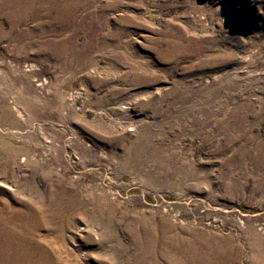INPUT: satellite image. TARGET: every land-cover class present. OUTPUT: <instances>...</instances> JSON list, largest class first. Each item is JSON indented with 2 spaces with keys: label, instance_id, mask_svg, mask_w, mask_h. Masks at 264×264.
<instances>
[{
  "label": "rangeland",
  "instance_id": "rangeland-1",
  "mask_svg": "<svg viewBox=\"0 0 264 264\" xmlns=\"http://www.w3.org/2000/svg\"><path fill=\"white\" fill-rule=\"evenodd\" d=\"M0 102V208L84 207L7 239L49 264H264V0H0ZM162 223L175 259L137 240Z\"/></svg>",
  "mask_w": 264,
  "mask_h": 264
},
{
  "label": "bare ground",
  "instance_id": "bare-ground-1",
  "mask_svg": "<svg viewBox=\"0 0 264 264\" xmlns=\"http://www.w3.org/2000/svg\"><path fill=\"white\" fill-rule=\"evenodd\" d=\"M6 114L7 110L5 106H1L0 102V116H2L3 118L6 116ZM12 155L13 150L6 147L5 143L0 141V157H4V159H9ZM50 203L51 204H49L48 206L43 207V209H40V212L43 215L42 222L36 219V211H34V209H32L30 206H27L22 209L20 208L21 210H13L11 214H8L4 210V208H0V264H29V259H33L36 256L38 250L42 251L41 255L44 259H46L45 264L50 263L49 258L45 257V252L42 248L40 249L34 245H29L32 244V239L31 236H29L28 234H22L18 239H7L11 238L10 234H13L14 232L16 233L17 230L19 231L23 227H28L32 231H35L37 228L41 227L42 224V226L46 227L51 225L53 226L51 229H54V223L58 217H67L68 214H71V210H82L84 208L83 204L77 203L75 201H68L65 203ZM100 229H103L102 232L99 229L95 230V232L103 235L106 230L104 228ZM156 235L157 236H155V233L149 226L146 225L142 228V232H140L137 236V240L141 243V248L143 252L149 251L150 243H152L153 241L158 242L159 245L166 246L167 252L163 254L170 256V259H175V255L171 251L174 246H180L179 248L184 249L183 242L181 241V239H178L175 236L174 227H172L171 225L169 226L163 223L160 224V229L157 230ZM58 239L59 243L60 238ZM17 246H20L21 249H18ZM8 249L12 250L9 252ZM144 256H148V254H144Z\"/></svg>",
  "mask_w": 264,
  "mask_h": 264
}]
</instances>
